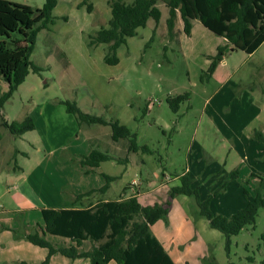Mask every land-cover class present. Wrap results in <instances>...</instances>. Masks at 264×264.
Here are the masks:
<instances>
[{
	"label": "rangeland",
	"instance_id": "374dc122",
	"mask_svg": "<svg viewBox=\"0 0 264 264\" xmlns=\"http://www.w3.org/2000/svg\"><path fill=\"white\" fill-rule=\"evenodd\" d=\"M12 1L33 7L45 3ZM82 1L57 0L56 23L39 30L30 54L41 71H31L0 111V264L42 263L47 249L23 236L41 232V207L81 204L74 201L77 194L106 184L104 194L96 192L84 201L126 195L123 187L143 176L136 188L146 194L142 203H164L171 188L182 185L180 177L185 174L201 198L211 200L215 213L229 216L245 207L256 195L261 177L264 195L263 144L253 137L256 130L264 132V42L251 54L233 51L225 37L198 19L192 35H187L180 16L177 35L171 39L169 8L160 1V20L150 18L118 49L120 62L108 64L107 44L92 47L89 36L108 26L111 7L108 0H92L94 10L89 12L86 5L79 6ZM219 46L225 47L223 60L205 79ZM1 86L2 92L8 90L6 81ZM185 92L190 99L175 113L167 98ZM65 100L75 101L84 112L119 119L149 150L128 153V141H114L110 125L80 124ZM27 116L35 129L19 137L2 124L3 118L12 122ZM94 147L128 161H104L86 173L88 167L81 160ZM234 172L237 179L231 177ZM105 174L115 178L108 181ZM175 197L171 207L185 209L195 230L192 242L207 244L206 257L215 256L219 264H260L264 259V207L255 227L248 225L232 236L228 252L225 235L198 213L196 197ZM46 238L54 245L67 241L52 234ZM54 258L57 264L74 261L60 253ZM78 262L85 264V259Z\"/></svg>",
	"mask_w": 264,
	"mask_h": 264
},
{
	"label": "trees",
	"instance_id": "16d2710c",
	"mask_svg": "<svg viewBox=\"0 0 264 264\" xmlns=\"http://www.w3.org/2000/svg\"><path fill=\"white\" fill-rule=\"evenodd\" d=\"M163 1L169 8L167 19L168 33L171 39L176 37L178 16L184 22V31L191 35L193 21L200 20L205 27L227 39L231 50H243L254 53L264 42V0H108L112 17L108 26H102L95 34L89 36V45L107 44L105 61L118 64V49L128 43V38L138 34L140 27L147 25L150 18L157 22L162 12L158 2ZM87 6L93 12L92 0H83L79 6ZM57 0H45L42 7L19 3L12 0H0V111L13 95L14 91L27 79L31 71L40 72L41 66L30 59L39 30L50 28L56 23L53 12ZM67 19V17H65ZM26 41L28 45L19 43ZM224 46L218 47L213 61L207 71L208 79L217 64L223 60ZM8 83V90L2 92L1 82ZM190 99V93L168 96L170 108L178 113L181 104ZM67 110L74 113L80 124H105L112 127L114 141L127 140V152L148 151V146H141L137 134L119 119H107L80 109L75 101H63ZM2 124L16 137L35 129L31 116L24 120ZM0 134V138H1ZM254 139L263 144L262 159L264 162V132L256 130ZM93 145V143H92ZM114 160L127 162L128 157H116L107 150L97 147L91 149L81 161L90 173L102 162ZM238 172L232 173L237 179ZM108 181L113 180L105 174ZM182 185L171 188L170 198L164 203L144 205L137 194L128 197L122 195L116 199L101 197L95 201H84L98 192L104 194L108 184L101 188H92L77 194L75 202L81 201V207H42L43 224L40 231L27 232L23 236L31 243L48 249V255L42 263L50 264L51 256L61 253L72 259L88 258L90 264H176L163 243L155 235L152 225L159 219L168 221L171 207L170 199L177 194L194 195L199 206L198 213L209 220L212 228L218 229L226 237V248L230 251L232 236L238 235L246 226H256L259 211L264 207L262 177L256 188V195L247 205L227 216L215 213L210 199H202L198 188H192V178L185 174L180 177ZM110 184V183H109ZM226 186H224L225 188ZM247 195L248 190L244 188ZM47 234L57 235L71 240L69 245H54ZM89 244L85 248V243ZM253 260V258H250ZM24 264V263H23ZM200 264H219L215 256L204 257ZM234 264V263H232ZM260 264H264V259Z\"/></svg>",
	"mask_w": 264,
	"mask_h": 264
},
{
	"label": "crops",
	"instance_id": "0c3cea01",
	"mask_svg": "<svg viewBox=\"0 0 264 264\" xmlns=\"http://www.w3.org/2000/svg\"><path fill=\"white\" fill-rule=\"evenodd\" d=\"M176 27H177V23H176ZM192 33H193V30H192ZM225 41L227 42L226 38H225ZM226 42H223L222 44ZM119 141H116V142H119ZM262 148H263V145H262ZM126 150H127V147H126ZM179 177L180 175L175 176L176 179ZM141 181L142 182L144 181L143 176H139L138 178H135V179L133 178V181H129L124 186L125 188L123 187L122 189L123 192H126V195L124 196L128 197L130 195L137 194L142 202V199L146 194H144L139 189H136L138 188V184L139 182L141 183ZM129 183L133 185L130 189L128 186ZM127 186L128 188H126ZM120 196H122V193L119 194V197ZM176 200L177 198L175 197L174 201ZM76 206L81 207V204H77ZM62 207H67V206H62ZM198 210L199 209H197V211ZM184 212H185V209L177 207L175 206V204L172 205V207H170L168 222H165L164 219H159L152 225V230L155 233V235L160 239V241L163 243L165 249L169 252V254L171 255V257L173 258L176 264H200L202 261L201 259L206 257L205 253H206L207 244L204 241L192 242V240L196 236L194 235L195 230H193V227H191L190 222H189L190 220L186 218V216L184 215ZM65 239H67V241L65 240H61V241H64L63 242L64 244L69 245L71 243V240L68 238H65ZM196 244L198 245L196 246ZM84 246L85 248H88L89 244L86 242ZM57 254L58 253L51 256L52 258L50 259L51 263L53 259H55L54 263L57 264L59 260L57 258H54L56 257ZM47 255H48V249H47ZM79 259H85L84 263L90 264V260L88 258L73 259L74 260L73 264H78ZM108 264H117V263L115 261H110Z\"/></svg>",
	"mask_w": 264,
	"mask_h": 264
}]
</instances>
